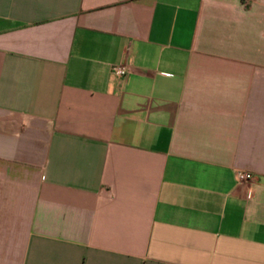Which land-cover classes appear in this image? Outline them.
<instances>
[{"label": "crops", "instance_id": "1", "mask_svg": "<svg viewBox=\"0 0 264 264\" xmlns=\"http://www.w3.org/2000/svg\"><path fill=\"white\" fill-rule=\"evenodd\" d=\"M0 264H264V0H0Z\"/></svg>", "mask_w": 264, "mask_h": 264}, {"label": "built area", "instance_id": "2", "mask_svg": "<svg viewBox=\"0 0 264 264\" xmlns=\"http://www.w3.org/2000/svg\"><path fill=\"white\" fill-rule=\"evenodd\" d=\"M115 72L118 74V75H125L128 73V66L127 65H124V64H119L117 66H115L114 68ZM252 173H250L249 171H240L238 173V178L241 180V181H246V180H251L252 179Z\"/></svg>", "mask_w": 264, "mask_h": 264}]
</instances>
